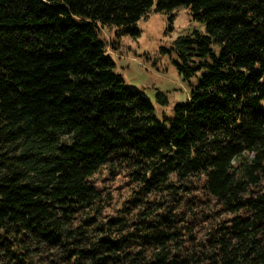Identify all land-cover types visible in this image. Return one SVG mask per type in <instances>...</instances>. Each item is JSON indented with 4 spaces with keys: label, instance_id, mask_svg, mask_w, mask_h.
Returning <instances> with one entry per match:
<instances>
[{
    "label": "trees",
    "instance_id": "1",
    "mask_svg": "<svg viewBox=\"0 0 264 264\" xmlns=\"http://www.w3.org/2000/svg\"><path fill=\"white\" fill-rule=\"evenodd\" d=\"M152 8L203 26L161 117L100 34ZM0 264H264V0H0Z\"/></svg>",
    "mask_w": 264,
    "mask_h": 264
},
{
    "label": "rangeland",
    "instance_id": "2",
    "mask_svg": "<svg viewBox=\"0 0 264 264\" xmlns=\"http://www.w3.org/2000/svg\"><path fill=\"white\" fill-rule=\"evenodd\" d=\"M185 9H179L170 21L168 14L158 13L153 8L147 16L136 23L139 35L130 36L117 28H100L102 39L108 44L107 51L114 59L116 71L120 73L125 83L139 91L155 107V114L161 117L165 112L171 115L175 103L183 102L193 90L195 77L185 80L177 71V57L170 49L173 40L195 29L203 30V26L190 18ZM113 45L115 46L113 48ZM191 83V84H190ZM163 92L168 100L164 106L158 104L157 93ZM104 174L97 175L95 183H102ZM102 177V178H101ZM122 179L117 176L113 184H106L110 192L113 186L120 184ZM122 194L115 195L116 202L107 203L103 215L115 214L117 205L128 197V189L121 185Z\"/></svg>",
    "mask_w": 264,
    "mask_h": 264
}]
</instances>
